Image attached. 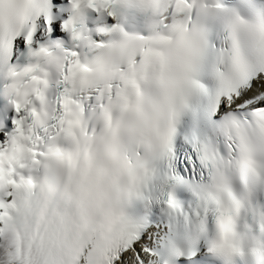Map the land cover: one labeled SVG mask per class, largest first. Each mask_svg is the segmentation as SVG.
<instances>
[{
    "label": "snow or ice",
    "instance_id": "6c2138e0",
    "mask_svg": "<svg viewBox=\"0 0 264 264\" xmlns=\"http://www.w3.org/2000/svg\"><path fill=\"white\" fill-rule=\"evenodd\" d=\"M0 264H264V0H0Z\"/></svg>",
    "mask_w": 264,
    "mask_h": 264
}]
</instances>
